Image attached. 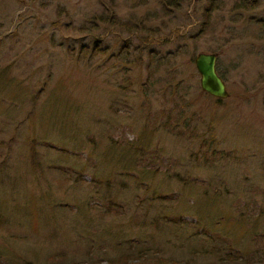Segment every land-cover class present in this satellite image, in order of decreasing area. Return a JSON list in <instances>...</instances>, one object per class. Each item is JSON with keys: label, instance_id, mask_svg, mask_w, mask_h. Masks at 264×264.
<instances>
[{"label": "rangeland", "instance_id": "374dc122", "mask_svg": "<svg viewBox=\"0 0 264 264\" xmlns=\"http://www.w3.org/2000/svg\"><path fill=\"white\" fill-rule=\"evenodd\" d=\"M162 1L0 0V264H264V0Z\"/></svg>", "mask_w": 264, "mask_h": 264}, {"label": "water", "instance_id": "95a60500", "mask_svg": "<svg viewBox=\"0 0 264 264\" xmlns=\"http://www.w3.org/2000/svg\"><path fill=\"white\" fill-rule=\"evenodd\" d=\"M215 60L214 53H198L193 58V65L199 76L200 90L216 100H223L228 93L223 80L216 73Z\"/></svg>", "mask_w": 264, "mask_h": 264}, {"label": "trees", "instance_id": "16d2710c", "mask_svg": "<svg viewBox=\"0 0 264 264\" xmlns=\"http://www.w3.org/2000/svg\"><path fill=\"white\" fill-rule=\"evenodd\" d=\"M182 0H163L162 1V10L165 12H168L170 9H176L181 4ZM243 2H246L243 0ZM249 3H245V5H248ZM250 6H252V3L250 2ZM219 101V100H216Z\"/></svg>", "mask_w": 264, "mask_h": 264}]
</instances>
